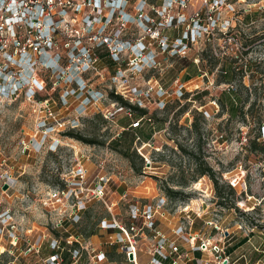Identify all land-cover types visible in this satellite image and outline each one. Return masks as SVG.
<instances>
[{
  "label": "rangeland",
  "instance_id": "rangeland-1",
  "mask_svg": "<svg viewBox=\"0 0 264 264\" xmlns=\"http://www.w3.org/2000/svg\"><path fill=\"white\" fill-rule=\"evenodd\" d=\"M64 1L59 8L56 0L50 12L54 19L62 18L50 45L40 43L43 50L23 53L16 64L0 53V73L11 70L6 91L0 94V207L25 209L28 226L41 227L40 218L28 215L30 203L14 196L30 197L32 188L59 182L60 175H70L79 163L87 169L88 181L96 177L104 183L106 202L122 193L143 203L164 200L166 215L158 227L180 225L195 235L194 245L209 244L214 251L202 252V262L219 264L220 255L228 264H264V140L256 137L264 121V0H133L126 5L128 16L122 18L126 22L113 16L106 25V36L128 42L111 41L113 52H133L129 43L141 39L145 52L158 53L160 66L142 73L136 84L143 89L148 83V107L154 108L155 133L149 146L141 150L148 163L137 152L138 142L132 143L131 131L121 129L136 117L134 113L125 116L120 112L104 119L99 108L108 106L107 100L81 109V100L89 97L85 90L79 91L82 82L113 100L109 79L114 66L102 68L99 62L98 74L79 72L77 60L72 62L69 57L81 51L75 40L80 37L81 45L90 46L102 36L93 32L86 37L87 32L79 28V18L91 10L92 0ZM137 4L148 18L135 13ZM140 21L149 23L148 33ZM23 34L19 29L18 37ZM9 54L18 58V53ZM229 67L232 71L223 74L221 69L228 71ZM12 80L20 86L14 94L9 89ZM176 86L185 93L177 104ZM227 90L239 99L233 100L234 111L228 106L229 98L223 96ZM66 91L65 106L58 101ZM42 99L53 100L59 118L68 120L63 131L41 134L34 130L38 113L34 102ZM69 130L97 142L88 144L62 134ZM253 138L258 143L254 150L249 147ZM124 150L137 157L128 160ZM203 167L210 169L220 186V199L209 176H198L197 170ZM8 177L14 181L13 188L2 190ZM165 188L178 194L168 196ZM123 210L125 201L119 200L113 211ZM103 215L102 203L93 201L81 217L80 232L87 235ZM241 238L245 241L238 244ZM177 244L182 253L189 250L185 242L177 240ZM138 258L145 260L146 255ZM9 259L8 254H0V263ZM17 264L40 263L27 256L19 257Z\"/></svg>",
  "mask_w": 264,
  "mask_h": 264
},
{
  "label": "built area",
  "instance_id": "built-area-1",
  "mask_svg": "<svg viewBox=\"0 0 264 264\" xmlns=\"http://www.w3.org/2000/svg\"><path fill=\"white\" fill-rule=\"evenodd\" d=\"M41 1L42 3H37V0H0V53H4L12 60L13 64L19 61L23 53H39V49L43 50L40 43L43 46L50 45L53 36L59 30L57 23L62 18L54 19L52 17L54 13L50 14L56 5V0ZM57 1L59 6L65 3L64 0ZM115 1L92 0L91 10L79 18V28L82 32H87L86 37H91L96 33L102 36V40L98 38L90 46H84L81 45L79 37L75 40L77 41L75 45L78 50H81L80 53H69L72 62L77 60L79 72L89 75L88 73L98 74L101 68L98 66L96 53H91L90 48L94 45L104 44L108 49L107 54L114 66V71L109 79L110 93L119 95L128 105L118 104L116 100L106 97L105 92L103 94L99 90L87 88L85 82H82V87L79 88V91L85 90L89 94V97L81 100V109L83 107L85 110L88 105L98 106L97 104L100 105L102 100H107L106 105L108 106L98 107L104 119H111L120 112L125 116H130L133 113L130 106L148 109L150 87L148 83H145L144 88L141 89L136 84L142 77V73L160 66L158 53L145 52L141 39L138 40V43H129V48L134 46L133 52L116 53L111 50L109 46H114L111 41L128 44L127 41L106 36L104 33L106 25L111 22L113 16H118L121 19L120 22H126L124 21L128 16L126 5L130 0H119L117 3ZM59 11L65 13V10L58 9L57 12ZM136 12L139 18H148L143 13L140 4L136 5ZM122 18L125 19L122 20ZM171 19L173 20V18L169 19L168 26L171 25ZM148 24V22L140 21V25L146 28L147 33L150 31ZM19 29L24 30L23 37L20 38L18 37ZM93 32L94 34L91 35L90 33ZM107 41L111 44L108 45ZM179 42L181 43L180 39ZM9 53H18V58L15 59ZM0 56L2 57V55ZM103 67L108 66L103 65ZM10 73V68L6 73L2 71L0 73L2 76L0 94L6 91L5 80ZM130 79L134 81H132V87L129 86ZM174 82L177 83L178 79L176 78ZM121 86L127 90L122 92L119 89ZM11 88H13V94L20 88L16 80L10 82L9 89ZM180 89V86L176 88L178 98L183 93ZM158 90L161 91L162 88L158 86ZM74 92L72 90L70 94ZM67 95L68 91L59 98L58 103L66 106L65 96ZM53 104L54 101L50 102L48 99L34 102L38 112L34 125L36 132L39 131L43 134L45 130L56 133L63 131V126L67 124L68 120L59 118L58 113L53 109L55 105ZM143 119L150 121L144 116H136L126 124L125 128L121 129L132 130L138 127ZM46 121H50L49 124ZM259 137L264 140V121L260 125ZM149 140L141 142L136 135L133 136V143L138 142L137 144H139L138 154L147 163L149 161L141 150L149 146ZM35 143L37 142L35 141ZM86 173L87 170L78 163L70 175H60L59 182L44 184L45 188L39 186L32 188L30 197L28 195L14 196L19 202H23L22 198H24L30 203L32 209L28 215L41 219L42 223L39 228L28 226L27 219H24L27 215L25 209L18 206L17 209L15 207H0V243H2L0 254L6 253L10 256L9 260L0 264H17L19 257L27 256L35 257L40 264H185L189 260L201 263L202 252L214 251L212 247H209V244H201V248L194 245L195 235L187 233L185 228L180 225L170 230L171 235L165 234L158 228L159 219L166 215L164 200L161 201L159 198L154 203H143L132 198L129 199L127 194L122 193L116 202H106L103 198L104 183L97 181L96 177L88 181ZM4 182L7 184L6 190L13 188L12 178H6ZM119 200L125 201V210L122 213L113 211V207ZM93 201H100L105 210V215L100 216L95 224L94 230L104 233L102 242L95 246L88 242L79 230L81 217ZM177 240L188 244L191 256H188V251L185 253L180 251ZM141 246L146 249L142 250ZM42 250L46 252L44 255L41 254ZM195 251L200 252V257H193ZM129 253L131 258L128 257ZM111 254L119 255L120 259L112 258ZM139 254H145L147 257L143 263L138 261ZM217 257L219 264H228L226 258L221 261V256ZM181 259H185V261H181ZM202 264H206V261L204 260Z\"/></svg>",
  "mask_w": 264,
  "mask_h": 264
},
{
  "label": "trees",
  "instance_id": "trees-1",
  "mask_svg": "<svg viewBox=\"0 0 264 264\" xmlns=\"http://www.w3.org/2000/svg\"><path fill=\"white\" fill-rule=\"evenodd\" d=\"M130 1H133V0H130ZM90 52L91 53H96V55L98 57V62H102L101 65L103 64V65H107L109 67L112 66V62H111V60H110V58H109V56L107 54L108 53V49L106 48V46L104 44L92 46L90 48ZM221 70H222L223 74H225L226 72H231L232 71L230 67H229L228 71H225V69H221ZM184 78L188 79L189 75L184 76ZM184 94L185 93H182V95L179 98L180 99L183 98ZM109 95H110L111 98L116 100L121 105H128L127 102L125 100H123L119 95H113L112 93H110ZM234 95H236V94L232 95L228 90L223 93V96H226L227 98H229L228 99V101H229V105L228 106L230 107L231 111H234V109H235L233 100H235V98H237V100H239L238 97H236V96L234 97ZM179 98L176 99L177 100L175 102L176 104L179 102V100H180ZM220 103L224 104L221 101H220ZM130 108L133 111V113L135 114V116H144V117H146V118H148L150 120V121H146V120L143 119V121H141V124L138 127L134 128L132 130L127 129V130L131 131L132 143H133V136L134 135H136L139 138V141H141V142L148 141L150 139V137H151V134L153 133L154 128H155V124H154L155 121H154L153 116H152V112L154 111L153 106H150L148 109H142V108H138L136 106H130ZM183 109H184V107H181L178 112H181ZM259 123H261V122L258 121V124ZM190 126L193 129H195V127H196L194 122H191ZM62 134L65 135V136H68L70 138L82 141L84 143H88V144H92V143L97 142L94 139L85 138V137L81 136L80 134L75 133V132H73L71 130L66 131V132H64ZM259 134H260V131L257 132L256 137H259ZM257 144L258 143L255 141L254 138L249 141V147L252 150H254L256 148ZM122 154H123V156H125L130 161L132 160L131 159L132 156H136L137 157V155L135 153H133L132 151H125L124 150L122 152ZM135 170L138 171L139 168H136ZM197 174H198V176H201V175H208L209 176V178L212 181L214 192H215L216 196H218V199H220L221 198L220 191H219L220 186L218 185L217 181L213 178V175L210 172V169L207 168V167H203V168L197 170ZM227 188H228V192L229 193H233L232 187L228 186ZM165 192L167 193L168 196H176L178 194V191H173V190H171L169 188L168 189L165 188ZM218 204H223V203L221 201H218ZM92 232H93V229H90L88 231V234H91ZM244 241H245V238H241V239L238 240L237 243L241 244ZM230 250H231V247H229L227 249V251H230ZM194 256H195V258L200 257V252L199 251H195L194 252Z\"/></svg>",
  "mask_w": 264,
  "mask_h": 264
},
{
  "label": "crops",
  "instance_id": "crops-1",
  "mask_svg": "<svg viewBox=\"0 0 264 264\" xmlns=\"http://www.w3.org/2000/svg\"><path fill=\"white\" fill-rule=\"evenodd\" d=\"M185 80H187V79H185ZM87 170V169H86ZM119 196L117 195L116 197L115 196H110V202L112 201V202H116L119 198H118ZM34 225L32 224L31 225V227H33ZM157 226H159V224L157 225ZM159 228V227H158ZM173 227H171V228H166V225H164V230H162V229H160L162 232H164V233H169V235H171V229H172ZM166 229V230H165ZM169 231V232H168ZM103 234L104 233H102V232H99V231H96V230H94L93 229V232L91 233V234H87V235H84V237H86V240L88 241V242H90L91 244H93L94 246L95 245H99L101 242H102V238H103ZM178 243H180V242H178ZM179 245V244H178ZM180 246H181V244H180ZM111 257L112 258H114V259H116V260H118V259H120V256L119 255H114V254H111ZM139 257H141V254H139ZM193 257L195 258V256H194V254H193ZM147 258V257H146ZM138 260H140L139 261V263H143L145 260H141V259H139L138 258ZM191 262H193V263H195L194 262V260H191V261H188V263L186 262L185 264H191Z\"/></svg>",
  "mask_w": 264,
  "mask_h": 264
},
{
  "label": "water",
  "instance_id": "water-1",
  "mask_svg": "<svg viewBox=\"0 0 264 264\" xmlns=\"http://www.w3.org/2000/svg\"><path fill=\"white\" fill-rule=\"evenodd\" d=\"M6 188H7V184H6L5 182L2 183V185H1V189H2V190H5ZM128 257L131 258V254H130V253L128 254ZM223 262H224V261H223Z\"/></svg>",
  "mask_w": 264,
  "mask_h": 264
},
{
  "label": "clouds",
  "instance_id": "clouds-1",
  "mask_svg": "<svg viewBox=\"0 0 264 264\" xmlns=\"http://www.w3.org/2000/svg\"><path fill=\"white\" fill-rule=\"evenodd\" d=\"M115 2L117 3V2H119V0H116Z\"/></svg>",
  "mask_w": 264,
  "mask_h": 264
}]
</instances>
